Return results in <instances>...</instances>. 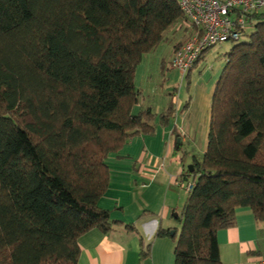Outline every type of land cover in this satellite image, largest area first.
Returning a JSON list of instances; mask_svg holds the SVG:
<instances>
[{"label": "trees", "instance_id": "trees-1", "mask_svg": "<svg viewBox=\"0 0 264 264\" xmlns=\"http://www.w3.org/2000/svg\"><path fill=\"white\" fill-rule=\"evenodd\" d=\"M186 19L178 0H0V264H78L79 237L118 223L99 206L107 158L155 133L137 68ZM231 40L206 149L178 157L180 181L193 184L180 225L155 234L174 240V264H223L217 232L238 208L264 220V9L247 13ZM177 91L162 125L175 118ZM173 132L178 156L184 141Z\"/></svg>", "mask_w": 264, "mask_h": 264}, {"label": "crops", "instance_id": "crops-1", "mask_svg": "<svg viewBox=\"0 0 264 264\" xmlns=\"http://www.w3.org/2000/svg\"><path fill=\"white\" fill-rule=\"evenodd\" d=\"M160 60L163 67L165 60L161 57ZM140 70L143 74L142 62L137 68L138 72ZM213 79L199 82L188 102L173 96L177 111L186 110L183 117L180 113L168 125L160 123L159 115L168 108L170 95L168 105L155 111L157 127L154 134L138 135L118 152L109 154L110 182L99 206L108 209L118 223L109 232L94 228L79 237L78 264L175 263L174 240L171 236L155 235L159 227L174 226L171 221L180 213L183 195H187L180 181L183 167L179 156L174 154L173 131L180 132L183 141L192 135L196 113L211 102L217 82ZM139 108L140 105L135 111ZM209 108L211 111V103ZM206 143L204 136L200 145L203 151ZM217 239L223 264H262L264 220H258L249 207L238 208L235 223L220 229ZM146 248L149 253L143 255Z\"/></svg>", "mask_w": 264, "mask_h": 264}, {"label": "rangeland", "instance_id": "rangeland-1", "mask_svg": "<svg viewBox=\"0 0 264 264\" xmlns=\"http://www.w3.org/2000/svg\"><path fill=\"white\" fill-rule=\"evenodd\" d=\"M185 26L186 21L182 23L176 33L170 32V40L163 42L157 49L146 54L142 61V66L145 68L143 74H141V70L136 72V84L144 91L141 103L144 107L153 104L154 112L160 111L164 106L168 105L170 93L175 87H178V99H184V101L188 102L192 98L196 85L199 82L202 80H214L213 78H216L217 81L225 63V54L233 44L236 43L234 40H228L210 46L206 50L204 56L195 64L188 75L184 77L180 70L171 66V59L174 54L173 43L178 42V40L184 36ZM160 57L165 60L164 68L161 65ZM207 98L208 95H206L205 99L207 100ZM149 102L151 104H149ZM210 103L208 107L196 113L194 118L196 122L192 125L194 131H192V135L187 138V141L183 142L182 149L179 151L178 156H181L183 151H190L191 154L193 152L196 153L197 156H202L204 151L200 146L201 141L203 142L204 136L207 139L210 128ZM185 112L186 110H183V112L177 111L175 117L180 113L183 117ZM172 120H174V118H172ZM187 156V161H190V155ZM187 164H190V162ZM183 197L185 201L186 195H183ZM184 201L181 205H183ZM171 223L174 226L180 225L175 219H173Z\"/></svg>", "mask_w": 264, "mask_h": 264}, {"label": "built area", "instance_id": "built-area-1", "mask_svg": "<svg viewBox=\"0 0 264 264\" xmlns=\"http://www.w3.org/2000/svg\"><path fill=\"white\" fill-rule=\"evenodd\" d=\"M186 15L189 39L172 56L182 75L191 70L207 47L237 39L246 27V14L264 9V0H178ZM193 29L191 30L190 28ZM189 191L191 182L182 183ZM264 264V259L262 260Z\"/></svg>", "mask_w": 264, "mask_h": 264}, {"label": "water", "instance_id": "water-1", "mask_svg": "<svg viewBox=\"0 0 264 264\" xmlns=\"http://www.w3.org/2000/svg\"><path fill=\"white\" fill-rule=\"evenodd\" d=\"M181 141V138H178V142ZM189 169L192 171L194 169V166L192 164H189ZM175 233L174 230L171 231V234L173 235Z\"/></svg>", "mask_w": 264, "mask_h": 264}]
</instances>
